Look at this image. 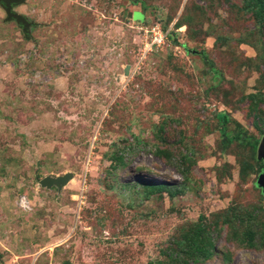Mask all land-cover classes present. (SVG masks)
I'll use <instances>...</instances> for the list:
<instances>
[{"label":"rangeland","instance_id":"obj_1","mask_svg":"<svg viewBox=\"0 0 264 264\" xmlns=\"http://www.w3.org/2000/svg\"><path fill=\"white\" fill-rule=\"evenodd\" d=\"M262 2L0 3V264H264Z\"/></svg>","mask_w":264,"mask_h":264},{"label":"water","instance_id":"obj_2","mask_svg":"<svg viewBox=\"0 0 264 264\" xmlns=\"http://www.w3.org/2000/svg\"><path fill=\"white\" fill-rule=\"evenodd\" d=\"M22 1L23 0H0V3L2 4L4 8L6 19L7 20L14 19L19 25L22 26L24 31H27V28L29 27L30 22L27 20V18L23 14H20L12 9L13 5H16ZM130 15L131 14H129V16ZM124 73L125 74L128 73V66L124 68ZM257 158L264 159V136L259 141V144L257 147ZM70 178H71L70 174H64V175H59V176H45L39 181V183L41 186H44V187H51L53 185L57 187H62V185H64ZM258 184L262 187L264 191V167H263V173L259 176ZM63 264H77V263L67 261Z\"/></svg>","mask_w":264,"mask_h":264},{"label":"trees","instance_id":"obj_3","mask_svg":"<svg viewBox=\"0 0 264 264\" xmlns=\"http://www.w3.org/2000/svg\"><path fill=\"white\" fill-rule=\"evenodd\" d=\"M262 6H264V2L261 3ZM217 116L219 117V119L223 122V124L226 122V117H225V113L224 112H220L217 114ZM224 130V128L222 129ZM236 139V140H243L245 139V137H241V135L239 133H233L232 136L230 137V139ZM143 182L148 183L149 181H145L142 180ZM198 228L196 229L197 232L201 231V229L203 228L202 226H197ZM191 241H192V245L190 246V254H189V259L192 260L193 262H199L202 261L204 259H207L211 256L212 254V241L208 240L206 242L203 241V239L196 237L195 235L191 237ZM253 238H254V231L251 230L250 228L247 230V238L246 241L248 244H253ZM187 256H176V258L178 259V262L176 264H187L188 260H187ZM157 264H164L163 262H157Z\"/></svg>","mask_w":264,"mask_h":264},{"label":"built area","instance_id":"obj_4","mask_svg":"<svg viewBox=\"0 0 264 264\" xmlns=\"http://www.w3.org/2000/svg\"><path fill=\"white\" fill-rule=\"evenodd\" d=\"M153 43L152 45H159L160 43H162L164 41L165 38H167L170 35V29L167 30H163L162 27L159 26L158 27H154L153 28Z\"/></svg>","mask_w":264,"mask_h":264}]
</instances>
